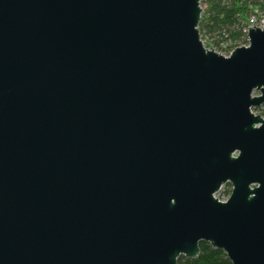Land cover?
<instances>
[{
  "label": "water",
  "instance_id": "1",
  "mask_svg": "<svg viewBox=\"0 0 264 264\" xmlns=\"http://www.w3.org/2000/svg\"><path fill=\"white\" fill-rule=\"evenodd\" d=\"M199 2L0 0V264H264V24Z\"/></svg>",
  "mask_w": 264,
  "mask_h": 264
},
{
  "label": "trees",
  "instance_id": "2",
  "mask_svg": "<svg viewBox=\"0 0 264 264\" xmlns=\"http://www.w3.org/2000/svg\"><path fill=\"white\" fill-rule=\"evenodd\" d=\"M206 5L204 14L197 25L198 35L214 36V45L232 43V47L244 42L243 28L251 15L264 14V0H203ZM234 44V45H233ZM199 253L195 259L179 256L176 264H230L223 252L204 242L198 243Z\"/></svg>",
  "mask_w": 264,
  "mask_h": 264
},
{
  "label": "rangeland",
  "instance_id": "3",
  "mask_svg": "<svg viewBox=\"0 0 264 264\" xmlns=\"http://www.w3.org/2000/svg\"><path fill=\"white\" fill-rule=\"evenodd\" d=\"M199 8H200V17L204 14V11H205V8H206V5L203 3V0H200L199 2ZM255 14H259V16L263 15L262 13L260 12H257ZM200 17H199V20H200ZM214 36L212 35H205L204 33H200V36H199V40L202 41V44L204 45V48H206L207 50H212L213 52H215L216 54L218 55H221L222 56V52L218 49H216V46L214 45V40L212 39ZM234 45V44H233ZM244 46L246 45V43L244 42H239L238 43V46L237 47H240V46ZM232 50L236 47H232V43H231V46ZM258 92H253L252 95H257ZM251 112L252 114L254 115H258L260 116L261 118L264 117V104L256 107V108H253L251 109ZM229 192H230V185L229 184H224L221 186V188L215 193L214 197L216 199H218L219 201H225V199L228 197L229 195Z\"/></svg>",
  "mask_w": 264,
  "mask_h": 264
},
{
  "label": "built area",
  "instance_id": "4",
  "mask_svg": "<svg viewBox=\"0 0 264 264\" xmlns=\"http://www.w3.org/2000/svg\"><path fill=\"white\" fill-rule=\"evenodd\" d=\"M263 24H264V14L261 15V16H259V14L258 15L257 14H253V15H251L249 17L248 24L242 30V34L244 36V40H245L246 45H247V38H246L247 28L248 27H252V26L257 27V28H262ZM200 42L202 44V41H200ZM246 45H244V46H246ZM202 46L204 48L203 44H202ZM216 49H218V50H220L222 52V56L223 57H227L230 54V52L232 51V48L230 47V43H228V42H223L218 47L216 46Z\"/></svg>",
  "mask_w": 264,
  "mask_h": 264
}]
</instances>
